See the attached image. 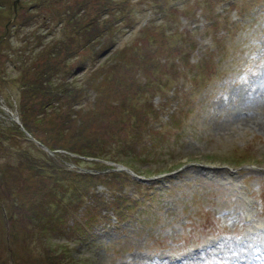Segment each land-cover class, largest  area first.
<instances>
[{"label":"rangeland","instance_id":"rangeland-1","mask_svg":"<svg viewBox=\"0 0 264 264\" xmlns=\"http://www.w3.org/2000/svg\"><path fill=\"white\" fill-rule=\"evenodd\" d=\"M205 3L196 0V11L201 12L198 19L202 13L205 16ZM138 7L139 13L123 24L115 44L142 40L137 31L151 10L147 0H141ZM210 8L218 22L205 23L189 50L190 61L203 57L205 62L197 73L198 82L193 85L187 70L175 79L186 108L181 125H173L178 116L172 121L167 118L170 108L176 107L173 104L162 109L161 120L166 121H155L157 127L115 145V156L133 164L144 178L137 187L123 186L140 203L122 221L109 208V223L100 218L94 227L84 221L82 204L77 206L75 219L62 215L47 221L43 206L35 210L38 218L30 228L19 225L22 211H27L25 223H31L30 215H34L29 214L30 203L23 198L27 177L48 180L52 177L46 175L55 173L50 166L53 160L41 170L29 164L32 153L41 151L31 148V141L13 127L11 118L17 114L20 119L22 113L17 102L22 68L17 65L16 50L32 37L22 40L17 31L8 34L14 25L12 14L6 21L0 20V205L16 212L9 222L0 214V264H46L43 254L55 253L58 243L67 244L77 264L263 263L257 251L264 241V98L253 95L255 91L264 95V73H260L264 69V0H214ZM104 57L102 54L100 59ZM70 69L76 79L86 74L75 65ZM152 97L157 100L158 94ZM47 108L37 114V123L32 108L25 109V114L30 129L54 145L72 143L78 136L85 139L86 134H102L98 116L83 122L92 109L91 101L72 105L62 100ZM83 144L80 147L86 151L95 148L92 143ZM245 158L252 161L234 164ZM176 161L182 162L181 167L170 169ZM80 166L92 168L84 160ZM166 169L170 170L164 172ZM99 187L109 194L106 187ZM5 223L16 232V240L9 245ZM193 243L200 244L187 249ZM199 247L205 248L178 262L169 258L176 251L187 249L183 251L187 254ZM242 256L247 262L239 260Z\"/></svg>","mask_w":264,"mask_h":264},{"label":"trees","instance_id":"trees-1","mask_svg":"<svg viewBox=\"0 0 264 264\" xmlns=\"http://www.w3.org/2000/svg\"><path fill=\"white\" fill-rule=\"evenodd\" d=\"M12 1L0 0V20L6 21L15 12L10 22L15 23L18 33L23 35L22 40L32 37L26 38V42L20 45L15 54L17 65L22 68L18 74V80L21 92L20 106L25 123L28 119L25 109L32 108L37 123L40 113L47 112V107L52 103L62 100H68L71 103L79 97L81 87L76 82L77 79L67 77V74L62 75L59 69L71 65L69 61L71 59L81 68L84 65L83 58H86L92 60L93 65L91 64L89 76L82 81V85L84 90L88 87L96 90L91 100L92 109L97 110L99 119L109 118L111 123L121 124L104 129H110L114 134V139L109 142L118 145L123 139L130 142L136 136H141L144 133L142 130L157 127L151 119L156 117L159 106H155L146 98L145 92L151 83L157 84L159 89L168 82L169 77L161 73L166 70V66L172 67V62L167 64L163 60L156 66L152 62L148 64L145 58L151 57L152 53L143 42H150L151 37L156 39L157 34H160L161 42L155 47L156 51L163 48L175 50L178 60L180 52L188 55L187 50L183 49V43L193 44L196 26L193 25L190 28L179 24L177 16L183 9L177 3H169L173 0H148L152 3L153 9L148 22L144 23L138 31L142 40L139 43L115 44L116 35L120 33L123 24L131 21L135 0H17L16 9L13 8ZM208 19L214 22L217 18L213 14H208ZM173 23L176 24L173 25ZM153 29L157 32L154 33ZM104 52L106 56L100 59ZM141 63L140 66L144 69L141 73L147 77V80L144 79L146 82L143 86L137 76L140 72H134V66ZM148 69L150 72H147ZM120 86L125 90H121ZM87 100L89 99L84 98L85 102ZM38 113L39 116H37ZM123 127L128 130L120 133ZM42 139L54 145L50 139L46 137ZM84 142L95 146L93 150H89L94 154H109L114 148L110 147V143L108 149L105 147L108 141L100 135V132L86 134L85 139L78 136L76 140L72 139L73 144H66L77 150L86 151L80 147L84 145ZM30 146L38 150L34 144ZM30 158L29 164L38 170L49 164L46 160L33 156ZM57 164L56 160L49 164L51 172L55 175L49 173L46 176L52 178L46 180L31 175L27 177V184L22 187L26 192L23 196L24 201L31 205V207L29 205V214H34L30 215L31 221L33 218H38L35 210L38 212L43 206L47 208L45 211L47 221L62 215L73 219L74 216L79 215L77 206L89 194L91 179L95 177L104 180L109 186H118L120 182L118 179L112 182L105 177L118 175L115 171H109L110 174L106 172L95 175L77 174ZM52 180L57 181V184H54ZM22 194H24L23 191ZM117 197L119 196L115 195L113 199H107L106 205L112 202L115 207H118L120 202L115 200ZM98 204L100 208L102 205L100 200L94 203V205ZM91 206L90 203H85L83 206L82 213L86 214L85 222H92L94 219V215L89 212ZM22 212L23 216L19 225L22 228H30L32 223L28 225L23 223L24 216L27 217V211ZM118 214L124 213L119 209ZM15 234L16 232L11 229L8 235L9 243L16 240ZM57 246L55 253L50 255L47 251L43 254L46 264L48 262L63 264L65 254L72 257L67 244L58 243ZM58 251L62 253H56Z\"/></svg>","mask_w":264,"mask_h":264},{"label":"bare ground","instance_id":"bare-ground-1","mask_svg":"<svg viewBox=\"0 0 264 264\" xmlns=\"http://www.w3.org/2000/svg\"><path fill=\"white\" fill-rule=\"evenodd\" d=\"M264 73V69L263 70H261L260 71V73ZM259 76V75H258ZM254 78V77H253ZM262 78H264V77H262ZM256 79V78H255ZM258 79V78H257ZM253 80V79H252ZM261 83V82H260ZM251 84V83H250ZM259 84V83H258ZM264 84V83H263ZM261 85V84H260ZM252 86V85H251ZM258 87H260V86H258ZM262 88H264L263 86H261ZM254 88H256V87H254ZM250 93V92H249ZM252 93V92H251ZM260 93V92H259ZM263 93V92H262ZM247 95H249V94H247ZM247 95H246V97H247ZM245 96V95H244ZM253 97L254 98H256V97H261V98H264V95L263 94H257V92L255 91V93H254V95H253ZM252 98V97H251ZM255 101V100H254ZM257 101V100H256ZM255 101V102H256ZM249 102V101H248ZM247 104V103H246ZM249 104V103H248ZM261 104V103H260ZM255 107H257V106H255ZM245 117V116H244ZM254 123V122H253ZM247 262V261H246Z\"/></svg>","mask_w":264,"mask_h":264}]
</instances>
